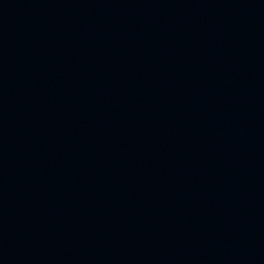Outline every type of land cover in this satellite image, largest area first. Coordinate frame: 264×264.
I'll use <instances>...</instances> for the list:
<instances>
[{
    "label": "water",
    "instance_id": "95a60500",
    "mask_svg": "<svg viewBox=\"0 0 264 264\" xmlns=\"http://www.w3.org/2000/svg\"><path fill=\"white\" fill-rule=\"evenodd\" d=\"M0 264H264V0H0Z\"/></svg>",
    "mask_w": 264,
    "mask_h": 264
}]
</instances>
